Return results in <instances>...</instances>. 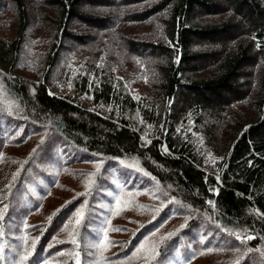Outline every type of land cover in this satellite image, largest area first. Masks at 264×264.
I'll return each instance as SVG.
<instances>
[{
  "label": "trees",
  "instance_id": "1",
  "mask_svg": "<svg viewBox=\"0 0 264 264\" xmlns=\"http://www.w3.org/2000/svg\"><path fill=\"white\" fill-rule=\"evenodd\" d=\"M219 1L0 0V264H264V0Z\"/></svg>",
  "mask_w": 264,
  "mask_h": 264
},
{
  "label": "rangeland",
  "instance_id": "2",
  "mask_svg": "<svg viewBox=\"0 0 264 264\" xmlns=\"http://www.w3.org/2000/svg\"><path fill=\"white\" fill-rule=\"evenodd\" d=\"M40 1L41 0H39V2ZM219 4L222 6V8H221L220 12L217 14V17L218 16L219 17H223V16H225V14L228 15L229 14V9H228L227 5L224 3V1L220 0ZM37 9H38V11H40L41 9L44 10V8H42V6L40 4H39V7H37ZM99 10H100V12H103L101 9H99ZM86 12L88 14H91V15L92 14L93 15H98V16H102L103 15L102 13H100L97 10H94L93 8L90 9V10L87 9ZM213 15H215V14H213ZM230 15L233 16V13L231 14V12H230ZM105 16H108V15L105 14ZM203 16H205V17H202V20H207L208 19L206 17V15H203ZM241 21H243V23L246 22L245 18L242 19ZM212 22H215V21H212ZM3 28L4 27L1 25V22H0V30H3ZM68 46H72V45L68 44ZM259 70H260V67L258 66V67H254V69H247L246 73L255 74V72L258 73ZM10 155H12V154H10ZM12 157L14 158L15 156L12 155ZM78 168L81 170L80 175L73 176V177H67L66 180H65V187H64V185L59 186L53 192V196L45 203L44 208L53 207V206H55L56 204H59V203H65V202H67L69 200L70 196L71 197H73L75 195L82 196V195H84V193L87 190H89V192H90L92 186L96 182V178H97V176H96L97 172L96 171L98 170V165H83V166H79ZM117 185L118 184H116V186ZM147 194L148 195L143 199V201L145 203L144 207L148 211V219L144 223H146V222L150 221V219L154 218L155 215L158 213V210L161 208V206L158 203L155 202V197L157 195V191L155 189H150V190H148ZM107 195L110 196L109 193H107ZM58 198H59V201H57ZM118 203H119V205L117 207V210L119 209L118 216L120 218L117 220L115 225L116 226H123L125 228L137 229L138 226L135 224L136 223L135 222L136 218L133 217L132 215H129L128 213H126L127 212V208H126L127 204H126V202L122 203V202L118 201ZM44 208H42V210H43L41 212L42 215H44L47 212V210H48V209L45 210ZM83 208L81 207V211L78 214L79 215L78 216L79 220H81L82 217H83V212H84ZM124 218H128L130 220V222H128L127 224H124V225L123 224H119V223H121L122 219H124ZM36 220L37 219H35L33 221V223H38L39 222V221L35 222ZM159 236H160L159 234L156 235V236H152L149 239H147L144 243H142V245L139 247L138 251L136 252V255L134 256L135 259L138 258V262L146 261L147 259H149V257H151L152 255L155 254V251H154L153 248L156 246V244L160 240L163 241V239H161ZM128 237H130V236H125L123 239H127ZM111 239L119 240V239H122V237L119 236V235H113V236H111ZM157 239H159V240H157ZM203 241L204 240H202V242ZM113 251H115V250H113ZM215 258L216 257H213L212 260L213 261L216 260Z\"/></svg>",
  "mask_w": 264,
  "mask_h": 264
},
{
  "label": "snow or ice",
  "instance_id": "3",
  "mask_svg": "<svg viewBox=\"0 0 264 264\" xmlns=\"http://www.w3.org/2000/svg\"><path fill=\"white\" fill-rule=\"evenodd\" d=\"M116 231H119V229H116Z\"/></svg>",
  "mask_w": 264,
  "mask_h": 264
}]
</instances>
